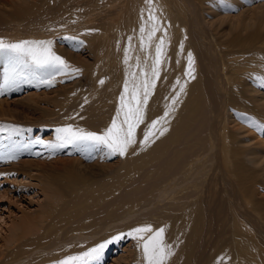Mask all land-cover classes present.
Segmentation results:
<instances>
[{
    "label": "rangeland",
    "instance_id": "rangeland-1",
    "mask_svg": "<svg viewBox=\"0 0 264 264\" xmlns=\"http://www.w3.org/2000/svg\"><path fill=\"white\" fill-rule=\"evenodd\" d=\"M104 1L98 9H93L88 16L89 18L92 17V20L94 19V27H90L91 21L84 22L83 19L80 23H77V21H64L69 14L73 13L72 15H75L79 13V7L84 9L90 4L77 7L74 1L60 0V6H56L55 2L49 6L45 4L47 0L40 2L27 0L26 3L29 2L30 4L27 6L28 9L33 10L29 11L30 14H34V11H36L35 13L42 11L44 8L43 15L40 17L39 14H35L37 21H31V24H28L32 17V14H29V20L24 19L23 22L25 21V23L21 24L18 30L10 29V24L4 25V28L0 29V39L8 43H15L20 40L51 41V48H66L70 52L68 59L63 57L68 64V68L63 69L65 72L59 73L55 72V69L40 70L34 67H25L15 75L12 73V76L9 77L8 82H14V86L6 92H0V264H60V261L65 260V257L63 258L64 253L60 252L63 248L76 246L75 251L71 248L66 254L74 251L75 253L71 254L72 257H80L84 253L89 252L90 249L105 242L108 243H106L99 256L85 261H71L70 264H133L135 254H137L136 242L138 235H129L130 231L122 225L120 227L116 225L118 226L116 229H111L107 227L105 222L104 224L99 222L100 226H96L94 225L95 221L98 218L111 217L113 215L112 212L117 211L116 209L121 207L124 200H130V198L140 199L143 194L151 190L152 193L145 200L137 203L132 212H123L120 219L123 220L122 216H126L129 213L131 217L155 221L169 214L166 210H170L171 205L168 198H165L166 193L164 196H160L159 188L155 191L156 186L160 183L156 178V174H158L157 177L160 181L162 177L166 176L161 169L162 162L167 157L163 152L152 161L151 166L142 168L143 166L140 165L136 169V165H139L138 161L141 159L140 155L144 153L134 149L135 143L131 144L126 150L129 154L133 153L134 155V157L128 158L129 154L112 153L104 145H93L87 142L67 144L63 147L58 146L61 142L57 139L58 133L56 129L66 125H71L73 129H88L92 132L102 133L106 128L104 120L109 116V113H105V110L110 109L113 111L112 105L115 103V96L119 94L122 70L113 63L112 58L101 62L95 59L93 49L97 48L100 45L99 42L102 41L97 39L96 35L99 36L103 32L106 33L103 37L104 44L101 45L102 50L106 48V52L107 48H115V33V39L119 38L120 40L119 48L121 52L123 43L117 29L120 26V22H125L127 19L128 21L136 19L140 0ZM222 1L225 4L226 13L231 14L233 18L238 15L241 9L233 1ZM10 2L8 4H14V1ZM17 2L25 3L24 0H15V3ZM257 2L251 0L250 6L255 5ZM40 3L43 4L41 9L38 8ZM169 3L172 9L173 4H180L184 13L187 14L185 16L187 37L188 40L192 38V40H195L196 46L193 48L198 47V50L202 53L210 52V48H217L219 38L215 39L212 36L213 34L209 33V26L202 17V13L206 11L203 6L198 5L196 0H169ZM8 4H5V6L0 4V8H13L12 4ZM66 9L72 10H68L63 14V10ZM212 14L208 15L209 18ZM1 16H5V13H1ZM62 18L64 19L60 21ZM234 21L229 22L226 20L223 22V29L220 30L223 36L220 39L233 37V41L229 43L231 46L226 48L241 49V44L245 43V31L240 26L238 30L234 27L231 28L230 25L234 24ZM194 23L196 24L195 27ZM114 25L117 26L116 29H114ZM227 26L231 29L229 30ZM259 27V25H255L253 32H262V30L259 31ZM91 29H95V32L90 31ZM261 29H264V27ZM18 31L21 32L20 35H16ZM0 55L5 58L7 66L10 67L12 72V58L6 54L0 53ZM72 69H79L80 71L73 72ZM40 72L51 74L52 80H49L51 81L50 84L48 80L39 81L40 78L35 77ZM30 75H34L35 78H30ZM100 81H103V83H100ZM98 89L99 94L96 92ZM205 110H203L202 114L203 119L208 121L205 122L202 131L207 127V123H211L213 120V115L209 112L207 114ZM104 114L105 116L103 117L102 115ZM199 118H202V116ZM80 119L82 124L79 123ZM143 124L144 121L140 122L136 128L135 141L140 140L142 128H144ZM196 124L194 123L188 132H191ZM261 132L264 139V129ZM162 135L159 132L153 134L145 145L146 147L150 145L146 148L148 152H150L151 147L154 150L156 147L161 146L160 137ZM200 137L202 138L203 135ZM192 140L191 138L189 142H192ZM215 143V148L217 149L219 146L217 142ZM207 144L209 145V143ZM197 145L199 147L202 146V149H204V146L205 148L208 146H206L205 141L203 143V140ZM198 146L194 149H197ZM258 146L261 150L262 146ZM243 147L246 148L247 145ZM99 148L102 149L100 153ZM51 150L52 152H48ZM58 158L60 161L62 159L63 161H72L69 159L74 158L76 161L79 160L82 166L86 164L87 166L83 170L78 169V172L86 178L88 185L76 186L77 189L72 191L59 188L58 186H63L62 183L64 182L60 178L65 177L64 174L68 172L70 167H76V162H66L65 164L59 162L63 165L60 168H55L57 164L60 165L57 162ZM209 158L204 159V169H200L199 174L202 175L206 172L202 188L204 191L205 187H209L212 193L205 194H211L212 198L209 196L205 198L202 195L203 199L199 203L203 207L206 204L215 208L220 207L217 216L206 222L214 225L216 219L220 220L226 214V209L229 208L231 201L236 200L242 204L244 203L243 198L238 200L240 196H250V194L254 198L260 196L255 192V189L250 190L251 185L247 187V190L240 187L239 189L236 188L232 178L224 174L223 164L218 152L213 157L209 154ZM126 160L128 162L134 160V169L132 170L133 172L124 175V172L128 171ZM150 168H155L157 173H153L154 175L151 174V177L147 178V170ZM246 168L250 169L251 167L246 164ZM243 170L247 172L245 165H243ZM48 172L50 173L49 176ZM113 175L115 178L112 177ZM193 178L195 181V176ZM55 182L58 183V186ZM108 187L111 188L110 194L103 200H98L100 197H97L98 199L96 200L98 193ZM261 193H264V190H261ZM51 207H53L52 212L54 214L49 211ZM59 211L61 214L63 212V214L59 215ZM211 211L213 210L211 209ZM110 214L111 216H109ZM242 214L240 213L242 223L250 228L253 235L258 234V244L260 249L263 250V224H259L253 212L249 210ZM46 215H49L50 218H46ZM53 217L55 218L53 219ZM26 224L31 227V231L28 233H24ZM165 226V233H167V225ZM74 227L80 228V230L75 231ZM216 229L218 233L221 231L225 238L229 237L230 231L228 227L220 230L219 228ZM207 231V227L202 228L200 237H198L201 240L199 242L201 245L207 239ZM226 242L227 240L221 244ZM170 243V239L166 238L164 240L168 250L170 249ZM197 247L194 250H198L199 247ZM79 248L80 250H78ZM54 250L55 252L52 253ZM260 258L264 262V251L260 253Z\"/></svg>",
    "mask_w": 264,
    "mask_h": 264
},
{
    "label": "bare ground",
    "instance_id": "bare-ground-1",
    "mask_svg": "<svg viewBox=\"0 0 264 264\" xmlns=\"http://www.w3.org/2000/svg\"><path fill=\"white\" fill-rule=\"evenodd\" d=\"M10 1H14V4ZM26 1L24 0L25 3H15V0H0V4L4 6L9 2L13 5V8L10 9L0 8V29H3L4 25L10 24V29L18 30L21 24L25 23V21L23 22L24 19L29 20V16L32 14L29 11L33 10L28 9L27 6L30 4L29 2L26 3ZM36 1L40 2L42 0ZM70 1H74L77 7L87 4L90 5H87V8L84 9L79 7L80 12L75 15H72L73 13L66 14L68 16H66L67 19L64 21L69 20L80 23L83 19L84 22L91 21L92 24L90 27H94V19L92 20V17L90 16L91 18H89L88 16L93 9H98L104 0ZM116 1L122 2L123 0ZM196 1L198 5L206 9L202 13V17L209 26V33L213 34L212 36L215 39L219 38L217 42L219 47L210 48V52L206 51L202 53L198 50V47L193 48L196 46V42L192 40L193 38L188 40L187 37L188 34L185 25V16L187 14L184 13L181 5L178 3L173 4V10L169 0H140L136 19L132 21H128L127 19L125 22H120V26L117 29L123 43L121 52L119 48L120 40L119 38L115 39V33V48H107L106 52V48L104 50L101 48V45L104 44L103 37L106 33L103 32L99 36L96 35L97 39H101L102 41L99 42L100 45L97 48H92L95 53V59L101 62L112 58L113 63L122 70L120 90L119 94L115 96V103L112 105L113 111L110 109L105 110V113H109L108 118L104 120L106 128L116 115L120 103L119 98L121 93L124 92V82L126 79L129 82V92L126 95L130 96L133 87L138 86L140 99L143 97L144 81H154V83H150L147 103L142 104L144 128H142L140 140L135 142L134 149L144 154L140 155L141 159L138 161L139 165H136V169L140 165L143 166L142 168L151 166L152 161L161 152L167 155L166 158L164 157L165 160L162 162L161 168L166 176L162 177L160 181L157 177L158 174H156V178L160 183L156 186L155 191L159 188L160 196H164L166 193L165 198H168L171 206L168 205L170 206V210H166L169 213L168 216L161 217L160 220L138 219L131 217L129 213L126 216H122L123 220L120 219L123 212H132L137 203L145 200L152 193L151 190L143 194L140 199L130 198V200H124L121 207L117 208V211H113L112 216L111 214L109 215L111 217L98 218V220H94V225L100 226L99 222H103V224L105 222L108 228L116 229L118 227L116 225H119V227L122 225L128 231L143 225H151L153 230L158 228L164 229V227L166 228L165 225H167V233H165L166 230L164 229L163 240L166 238L170 239L169 251L171 254L167 256L164 264H264L260 258V253H263L264 249H260L257 240L258 234L253 235L250 228L242 223V217L240 215V213L242 214L249 210L253 212L259 224H263L264 226V193H261V190H264V139L262 138L261 132L264 129V80L261 79L264 78V29H261L264 27V0H254L258 2L251 6V0H229L233 1L241 9L234 18L231 14L225 12V4L222 0ZM30 2L32 3V1ZM54 2L56 6L61 5L60 0H47L45 4L50 6ZM41 5L43 4L40 3L39 9H41ZM44 10L43 8L42 11H38L37 13L34 11L28 24H31V21H37L35 14H39L41 17ZM68 10L72 9L63 10V14ZM1 13H5V16H1ZM210 13L213 14L209 18L208 15ZM150 15L155 17L154 21L149 19ZM63 19H60V21ZM226 20L229 22L235 20L234 24L230 25V27L238 30L240 26L245 31V43L241 44V49L226 48L227 46H231L229 43L233 41V37L230 39L222 38L224 41L220 39L223 36L220 30L223 29L222 24ZM142 25L144 26L143 33H141ZM195 25L194 23V27ZM255 25H259V31L262 30V32H253ZM114 26V29H116L117 26ZM153 26L156 27L157 31L149 39L148 33L152 30ZM230 27L229 30L231 29ZM114 29L112 28L113 32ZM94 30L91 29L90 31L94 33ZM205 32L207 33V31ZM20 34L21 32L18 31L16 35ZM161 39L163 40V44L161 45L162 52L160 62L156 64V72L158 75H153L152 68L155 62L156 45L160 44ZM142 40L143 46H141ZM256 48L258 49L257 51ZM125 49H127V61H125ZM52 50L58 56L62 58L67 57L68 59L70 52L66 48H52ZM189 52L192 53L193 63L191 69L188 70L189 74L186 75ZM54 71L60 73L64 70ZM54 75L56 76V74ZM10 76H12L10 67L7 66L5 58L0 55V92H6L14 86V82H8ZM35 77L40 78L39 81L43 79L48 81L52 80L51 74H44L43 72L38 73ZM35 77L34 75H30V78ZM181 85H183V90H181ZM96 92L99 94V89ZM204 109H206L207 114L209 112L213 115V120L211 123L208 122L207 127L202 131L205 122L208 121H204L203 119L202 114ZM166 112L167 116H165ZM102 116L104 117L105 114ZM200 116L202 118H199ZM153 120H158V123L151 131L153 133L159 132L163 135L160 137L161 146L156 147L154 150L151 147L150 152H148L146 148L150 145L146 147V143L141 144L140 141L144 139V132ZM97 122L99 121L97 120ZM79 123L82 124L81 119ZM194 123H197L194 129L192 128L193 130L188 132ZM88 125L90 124L88 123ZM85 131L89 130L87 129ZM136 133L137 130L135 129L134 139H136ZM201 135H203L202 138L200 137ZM191 138L193 140L189 142ZM202 140L203 143L205 141L206 146L209 143L206 148L204 146V149H202V146L199 147L197 145ZM215 142L219 146L217 149L215 148ZM244 145H247V147H243ZM258 145L262 146L261 150ZM196 146L199 148L194 149ZM101 150L99 148V153ZM48 152H52V150ZM169 152L170 154H168ZM217 152L223 164L224 174L232 178L236 188L239 189L240 187L247 190V187L251 185L250 190L255 189V192L260 197L254 198L251 194L250 196H240L238 200H242L243 198L244 203L242 204L236 200L231 201L229 208L226 209V214L220 220L216 219L214 225H212L206 222L211 220L212 217L217 216L220 207L215 208L209 204L204 205L205 207L200 205L199 201L203 199L202 195L205 198L208 196L212 198L211 194H205L212 192H210L209 187H205L203 191L202 182L206 178V172L200 175L199 171L200 169H204V159L209 158V154L213 157ZM125 154L128 155L129 153L125 152ZM128 157H134L133 153H130ZM69 160L72 161H63L62 159L61 161L63 162H61L60 159L57 160L58 163L64 164L66 162H76V167H70L68 172H65V177H63L66 179L60 178L64 181L62 183L63 186H58L56 182L55 184L61 189H68L70 191L77 189L76 186H87L88 181L78 172V169L83 170L87 165L84 164L82 166V163L79 160L76 161L74 158H70ZM246 164L251 168H246ZM62 165L57 164L55 168H60ZM243 165H245L247 172H244ZM126 168L128 171H125L124 175L133 172L134 160L130 162L126 160ZM156 171L155 168L148 169L146 177H151V174L157 173ZM49 175L50 173L48 172ZM193 176H195V181ZM112 177L115 178L114 175ZM110 190L111 188L108 187L106 190L102 189L98 193V196L95 194L91 195L96 196V200L98 199L97 197H100L98 200H103L110 194ZM52 210L53 207L49 211L52 212ZM66 213L68 214V212ZM62 214L60 213L59 215ZM45 217L50 218L49 215ZM80 226L83 227L82 225ZM206 227L208 228L207 239L201 245L199 243L201 240L198 237H200L202 228ZM224 227H228L230 231L229 237L227 238H225V235L221 231L218 233L216 229L219 228L220 230ZM74 228L75 231L80 230V228ZM102 228L104 227L102 226ZM30 231L31 227L26 224L24 233ZM149 234L151 235V233L137 234V254H135L133 264H146L143 254L144 240L141 239V236L146 238ZM95 238L97 237L95 236ZM226 240L227 242L225 244H221ZM82 247L84 248V246ZM195 247L198 250H194ZM71 248L74 250L76 246L60 250V252L62 251L64 253L63 258L72 257L71 254L75 253V250L66 254ZM54 252L55 250L52 253Z\"/></svg>",
    "mask_w": 264,
    "mask_h": 264
},
{
    "label": "snow or ice",
    "instance_id": "snow-or-ice-1",
    "mask_svg": "<svg viewBox=\"0 0 264 264\" xmlns=\"http://www.w3.org/2000/svg\"><path fill=\"white\" fill-rule=\"evenodd\" d=\"M150 20L154 21L155 17H149ZM157 31L156 27L153 26L152 30L148 33L149 39ZM144 32V26H141V33ZM51 41H35V40H20L15 43H8L3 39H0V53L10 56L13 60L12 73L17 74L18 71L23 70L25 67H34L35 69L47 70L55 69L60 71L62 69L68 68L67 62L60 56H58L51 48ZM163 40L161 39L160 44L156 45V56L155 62L153 64V75H158L156 72V64L160 62L161 56V45ZM143 46V40L142 44ZM127 49H125V61H127ZM193 63L192 53H188V69H186L185 74H189V69H191ZM73 72H79V69H72ZM264 80V78H261ZM51 81H49V84ZM103 83V81H100ZM150 83L148 80L144 81L143 84V97L139 98V87H133L131 90V95L127 96L129 92V82L126 79L124 82V92L121 93L119 98L120 103L117 108L116 115L112 118L110 125L103 130L102 133H96L92 131H85L83 129H73L71 125H66L56 129L58 133L57 139L61 142L58 146L63 147L67 144L75 143H91L93 145H104L112 153H119L124 155L127 148L134 144L136 141L134 139L135 129L142 122L143 119V108L142 104L147 103L149 95ZM181 90H183V85H181ZM167 116V112L165 113ZM123 117V119H121ZM162 119V118H161ZM158 123V120H153L148 129L144 132V139L140 141L141 144L147 143L150 137L154 134L151 130ZM39 142V141H38ZM142 234L151 233L146 238L141 236L144 240L143 243V254L146 264H164L165 259L170 255L168 246L164 244L163 240V228H158L153 230L151 225H143L140 227L133 228L128 234ZM104 244L97 245L95 248L90 249L89 252L84 253L80 257H68L60 264H70L71 261L80 260L85 261L87 259H92L95 256H99L103 248L106 246Z\"/></svg>",
    "mask_w": 264,
    "mask_h": 264
}]
</instances>
